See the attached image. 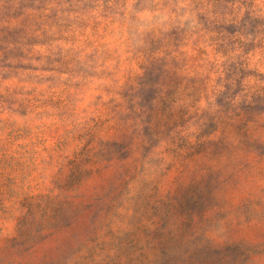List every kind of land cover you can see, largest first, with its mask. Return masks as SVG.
Instances as JSON below:
<instances>
[{
    "label": "rangeland",
    "instance_id": "rangeland-1",
    "mask_svg": "<svg viewBox=\"0 0 264 264\" xmlns=\"http://www.w3.org/2000/svg\"><path fill=\"white\" fill-rule=\"evenodd\" d=\"M0 264H264V0H0Z\"/></svg>",
    "mask_w": 264,
    "mask_h": 264
},
{
    "label": "clouds",
    "instance_id": "clouds-1",
    "mask_svg": "<svg viewBox=\"0 0 264 264\" xmlns=\"http://www.w3.org/2000/svg\"><path fill=\"white\" fill-rule=\"evenodd\" d=\"M206 209H202V211L200 212V217L201 219H203V213ZM178 214H183L181 211H180V208L178 206ZM219 225L220 227L218 229H215L213 230L212 232V235L214 238H217L219 242L223 243L225 241H228V235H229V232H235V231H238V229L231 223V222H228V221H220L219 222ZM239 241H228V245L226 246H229V244L234 245V244H238Z\"/></svg>",
    "mask_w": 264,
    "mask_h": 264
}]
</instances>
